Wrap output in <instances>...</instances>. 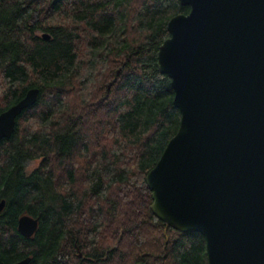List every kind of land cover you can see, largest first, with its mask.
<instances>
[{
  "label": "trees",
  "instance_id": "trees-1",
  "mask_svg": "<svg viewBox=\"0 0 264 264\" xmlns=\"http://www.w3.org/2000/svg\"><path fill=\"white\" fill-rule=\"evenodd\" d=\"M189 10L0 0V112L40 89L0 139V264H207L204 235L159 218L146 180L181 118L158 48ZM23 213L39 218L31 236L18 230Z\"/></svg>",
  "mask_w": 264,
  "mask_h": 264
},
{
  "label": "water",
  "instance_id": "water-1",
  "mask_svg": "<svg viewBox=\"0 0 264 264\" xmlns=\"http://www.w3.org/2000/svg\"><path fill=\"white\" fill-rule=\"evenodd\" d=\"M180 1L190 10L168 20L157 63L181 118L146 174L151 207L170 226L204 235L207 264H264V0ZM39 91L29 87L0 112V139ZM38 224L23 213L18 230L31 236Z\"/></svg>",
  "mask_w": 264,
  "mask_h": 264
},
{
  "label": "rangeland",
  "instance_id": "rangeland-1",
  "mask_svg": "<svg viewBox=\"0 0 264 264\" xmlns=\"http://www.w3.org/2000/svg\"><path fill=\"white\" fill-rule=\"evenodd\" d=\"M36 163H37V161H34V162H33V165H35Z\"/></svg>",
  "mask_w": 264,
  "mask_h": 264
}]
</instances>
